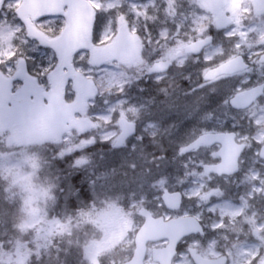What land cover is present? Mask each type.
Masks as SVG:
<instances>
[{
  "label": "snow or ice",
  "instance_id": "6c2138e0",
  "mask_svg": "<svg viewBox=\"0 0 264 264\" xmlns=\"http://www.w3.org/2000/svg\"><path fill=\"white\" fill-rule=\"evenodd\" d=\"M192 4L186 15L180 0H0V129L26 131L57 98L82 103L81 125L57 121L64 130L48 141L54 159L72 156L70 174L94 166L88 148L109 145L114 162L94 170L93 183H116L128 208L142 202L154 218L198 219L200 231L176 241L181 249L216 231L217 205L238 198L245 184L251 191L250 178L264 182V88L256 83H264V43H242ZM79 16L86 30L77 45ZM150 25L159 28L155 35ZM133 32L138 61L126 59ZM193 32L200 45L180 42ZM230 152L235 165L220 171L215 166ZM238 173L230 187L212 183ZM60 191L76 195L67 182Z\"/></svg>",
  "mask_w": 264,
  "mask_h": 264
},
{
  "label": "rangeland",
  "instance_id": "374dc122",
  "mask_svg": "<svg viewBox=\"0 0 264 264\" xmlns=\"http://www.w3.org/2000/svg\"><path fill=\"white\" fill-rule=\"evenodd\" d=\"M169 2L172 4L176 0H169ZM247 8L241 9V16L246 13ZM195 10L192 8V12ZM184 14L190 15L191 12ZM241 16L232 26V35H238L242 43L249 45L264 43V18L257 19L249 16L244 19ZM203 19L213 23L208 13ZM172 26V22L169 21L168 27ZM150 27L154 35L159 30L155 25ZM205 27L207 24L201 23V30ZM194 39H197V33H188L187 40L185 41L182 35L180 42L190 43ZM253 79L256 78L253 77ZM256 83L259 84L260 81L256 80ZM189 133L190 136H195L196 129H189ZM15 134L16 132L7 127L0 130V175L12 168L31 173L29 180L32 186L36 190L51 193L46 203V221L50 223L47 224L48 230L42 232L39 237L34 232L23 236L16 232L14 225L23 219L22 197L14 187L0 178V215L2 216L0 241H15L20 238L28 242L29 248L38 249V253L32 255L29 264H91L88 259L91 253H96L103 264H121L130 258L135 248L136 233L143 223L139 214V209L144 207L142 202H136L132 208H128L125 194L118 190L116 183L111 185L92 183L89 189L91 196L88 200L84 197V193L81 195L82 193L76 190V195L72 198L81 203V211L77 216H71L74 212H65V209L71 205V199H67L60 191L63 184L65 182L71 184L74 177L79 176L81 182L86 179L92 180L94 170L99 172L108 168L114 162L110 146L97 143L88 148L87 153L90 154L94 166L69 174L73 157L54 159L53 153L56 149L48 147V141L52 140L18 144L13 141ZM176 147L177 145L173 144L167 148L170 156L174 154ZM74 155L78 156L80 153ZM32 162H35L34 167ZM244 167L245 169L249 167L247 159ZM239 178L231 180L217 178L213 179L212 183L230 187ZM254 179L253 177L248 181L252 185L251 191L247 190L248 185L245 184L239 189L242 194L238 198L229 197L215 209L219 222L216 223V217H213L214 225L230 224L234 231L236 224L249 225L247 228L249 235H255L257 238L253 246H249L251 242L249 243L246 236V239L240 243L225 238L226 245L222 244V246L228 247L231 264H264V197L262 196L264 182H261V186H256ZM233 191H236L235 188ZM86 203L89 204L88 207ZM56 243L59 245L56 246ZM159 245V242L150 244L148 262H152V249ZM9 246L7 243L3 245V247ZM206 251L213 253L217 250L216 247L209 246ZM0 264H6L2 253H0Z\"/></svg>",
  "mask_w": 264,
  "mask_h": 264
},
{
  "label": "water",
  "instance_id": "95a60500",
  "mask_svg": "<svg viewBox=\"0 0 264 264\" xmlns=\"http://www.w3.org/2000/svg\"><path fill=\"white\" fill-rule=\"evenodd\" d=\"M205 7H211L215 10L220 9L228 0H200ZM33 5L37 0H32ZM263 10V9H261ZM231 20V18H230ZM222 26H227L231 21L225 22L219 21ZM86 30V20L84 17L79 16L73 26L72 41L79 45L85 42L83 37ZM130 40L133 42V50L126 54V59L135 60L140 57L142 47L136 40V34H129ZM200 40L196 41V44H189L192 47L200 45ZM113 45L109 44V48ZM264 88V84L260 85ZM258 91V89H253ZM82 103H76L72 105H66L63 100L57 98L51 103V106L47 110L45 115L40 116L28 129L23 132H19L15 136V140L20 143H29L38 140L55 139L59 134H62L63 127L57 123V121H66L72 126L81 125L84 118L76 119V114L81 112ZM4 128V127H3ZM2 128V129H3ZM1 130V129H0ZM235 165V154L228 153L226 160H222L220 164L215 167L220 171H228ZM141 213L147 218L145 224L139 230L136 237V252L134 257L124 264H145V256L147 252V244L150 241H158L167 238L169 244L165 249H154L153 256L155 261L161 262V264H171L173 257L176 254L177 240H181L188 232H199L200 224L197 219H174L171 222L162 219L154 218L151 214L141 210ZM1 225V217H0ZM193 257L197 264H220L219 260L205 259L198 254H193ZM90 261L93 264H101L99 258L95 254L89 256Z\"/></svg>",
  "mask_w": 264,
  "mask_h": 264
},
{
  "label": "flooded vegetation",
  "instance_id": "af4514ba",
  "mask_svg": "<svg viewBox=\"0 0 264 264\" xmlns=\"http://www.w3.org/2000/svg\"><path fill=\"white\" fill-rule=\"evenodd\" d=\"M195 2H197L200 5L198 0H195ZM192 3L193 0H184V1L180 0V7L182 14L192 12V8H194ZM263 6H264V0H260L258 2L257 0H229L218 10L213 11L207 9V13L209 14V16L211 15L214 24L217 23L220 24L219 22L220 20L225 22L231 21L230 25L229 24L227 26H222L221 24L220 25L222 27H232L233 24L236 21H238V19L241 16V11H242L241 9L245 7L246 8L249 7V8H247L246 13H244L241 16L244 17V19H246L245 17L249 18V16H252L257 19L264 18V11L261 12V10H256V7L261 9ZM200 7L202 6L200 5ZM230 18L232 19L230 20ZM212 31L215 32V29H213ZM260 84L262 83L260 82L259 85ZM240 175L241 174L238 173L236 177L238 178L240 177ZM225 178L229 179L228 177ZM142 219L143 221L145 220L144 218ZM235 226L236 228L234 231L232 230V226L230 224L214 225V227L216 228L215 232L205 231L201 236H197L194 240H189L184 249H181L180 245L178 244L176 248V254L172 260V264H197L193 258V254L195 253H198L207 259L219 260L220 264H231L232 260L229 253V249L227 246H222V244L226 245L225 238L227 240L236 241L240 243L241 241H244L247 237L249 243L251 242L249 246H253L252 244H255L256 243L255 241L257 240L255 235L253 236L249 235L247 229L249 225L236 224ZM164 241L165 239L159 241L160 249H165L167 247L168 243H165ZM219 241H222V243H219ZM209 246L216 247L217 251L213 253L207 252L206 249ZM177 256L179 257L178 259L176 258Z\"/></svg>",
  "mask_w": 264,
  "mask_h": 264
},
{
  "label": "clouds",
  "instance_id": "9594fccd",
  "mask_svg": "<svg viewBox=\"0 0 264 264\" xmlns=\"http://www.w3.org/2000/svg\"><path fill=\"white\" fill-rule=\"evenodd\" d=\"M33 167L35 166V162ZM31 173H25L23 170L15 168L5 170L0 178L7 181L10 186L14 187L21 194V210L23 219L14 228L21 236L34 232L40 236L42 232L47 231L46 221V203L50 199V192L36 190L29 180ZM7 243L9 247H3ZM0 253L6 264H29L32 255L38 253L28 247V242L17 238L15 241H0Z\"/></svg>",
  "mask_w": 264,
  "mask_h": 264
},
{
  "label": "trees",
  "instance_id": "16d2710c",
  "mask_svg": "<svg viewBox=\"0 0 264 264\" xmlns=\"http://www.w3.org/2000/svg\"><path fill=\"white\" fill-rule=\"evenodd\" d=\"M93 183V180L91 179H86L85 181L81 182V178L77 176L76 178L74 177V180L72 181L71 184H73L78 192H80L81 195L84 193V197L88 200L89 197L91 196V193L89 191L90 187L92 186L91 184ZM71 205H69L68 209H65V212L72 213L71 216H77L80 214L81 211V203H79L75 198H71L70 200ZM89 204L86 203V207H88ZM77 219V218H76ZM50 244V243H49ZM56 246L59 244L56 243ZM55 246V247H56Z\"/></svg>",
  "mask_w": 264,
  "mask_h": 264
}]
</instances>
